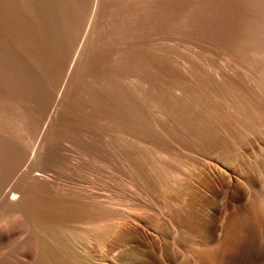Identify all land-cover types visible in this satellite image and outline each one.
Wrapping results in <instances>:
<instances>
[{"label": "rangeland", "instance_id": "1", "mask_svg": "<svg viewBox=\"0 0 264 264\" xmlns=\"http://www.w3.org/2000/svg\"><path fill=\"white\" fill-rule=\"evenodd\" d=\"M79 3L81 12L58 37V52H50L52 58L50 53H41L40 57H46L41 60L43 68L39 67L48 68V77L45 71L28 67L31 74L42 72L45 77L32 75L33 81L39 83L40 78L45 81L39 86L40 91H36L35 84V91L41 96L22 97L24 103L33 99L30 104L25 103L28 108L23 102L18 103L23 117L19 135L10 138V143V136L0 127V138L4 140L8 135L9 140L4 141L15 148L9 152L12 169L4 165L0 177V214L30 193L39 197L57 194L82 204L78 210L66 207L57 210L56 223L75 232L67 243L74 264H205L203 257L197 255L201 251L216 252L220 264H233L235 258L239 264H264V238L249 218L253 192L264 190V0H81ZM131 58L152 66L150 70L160 78L157 95L164 102L183 106L194 103L197 106L194 113L200 121L223 118L225 131L231 134L221 130L217 135L224 137L225 140L221 139L226 147L232 149V159L223 163L217 159V153L194 140L187 141L191 145L177 141L174 136L163 144L145 140L139 147L150 153V160L156 164L152 162L153 168L167 175H164L168 181L163 184L165 192H161L158 187L145 188L122 159L112 157L104 145L105 137L101 140L94 129H75L73 133H77L79 141L75 134L70 138L80 143L66 136L67 140L61 134L62 121H66L77 95L80 98L84 94L79 88L88 75L112 73L137 84L136 77L142 76L134 68V73H128ZM255 85L261 86L259 92ZM224 86L248 101L243 102L248 123L242 122L231 108L232 97L223 90ZM209 89H217V95H211ZM64 107L68 113L62 111ZM211 107H216V111ZM154 110L148 111L158 123L156 127L162 124L170 128L172 123L169 125L167 117ZM115 134L119 139L125 138L121 133ZM125 135L126 140L137 143L135 135ZM9 186L14 188L16 197L4 194ZM95 212L97 222L88 215ZM68 216L72 219L67 223ZM6 222L0 223V241L9 244L20 218L16 216ZM226 229H235L241 248L224 256L219 248ZM13 247L10 244L9 248ZM16 260L18 263L11 264H26L22 254Z\"/></svg>", "mask_w": 264, "mask_h": 264}, {"label": "bare ground", "instance_id": "2", "mask_svg": "<svg viewBox=\"0 0 264 264\" xmlns=\"http://www.w3.org/2000/svg\"><path fill=\"white\" fill-rule=\"evenodd\" d=\"M80 1L81 0H0V127L1 126L3 127L4 133H8V135L10 136L9 139L19 135L18 129L20 128H18V126L20 124L19 123L20 120H22L20 118L22 117L21 115L22 112L20 113L19 110L20 108L18 107V103L24 101V100L22 101V97L28 98V96H33L34 94L37 96L38 94L36 91L41 90L40 88L42 87L39 86L42 85L43 81H45L43 79H42L43 81H41V78L39 80V83L36 82L38 80L33 81V77H32L33 74H31L28 67L31 65L32 67H35V69L38 68L39 70L40 69L39 66H41V60L45 59L44 57H46L44 55L43 58L40 57L41 53L44 54L45 52L49 55V53L53 52V50L56 49L58 50L60 48L59 45L57 47V44H60L58 37L64 32L70 20L72 18L74 19L75 17H77L78 12L79 13L81 12L79 10ZM57 50L56 52H58ZM56 52L55 54H57ZM49 56L52 58L51 53ZM51 58L49 59L47 56L46 59L51 60ZM139 60L140 59L132 60L131 58L130 60L131 63L130 64L126 63L130 66L127 67V69L131 68V70L128 72L129 74L131 72L134 73L132 68H134V70L136 69V71L138 70L137 72L141 74L139 75L142 76L141 78L136 77L138 79L137 84L135 82L126 81V79L123 80L117 75L112 73L111 74L100 73L98 74V76L97 73H94L93 75H88L81 89L79 88V92L84 91V94L81 96L82 98L81 97L78 98L77 95L78 100L76 102H73V104L70 102L71 103L70 112L69 114H67L68 116L66 117L67 118L66 121H64L65 116H62L63 118H61L62 120L64 119L61 125L63 126L61 127L62 128L61 131H63L61 134L65 135V138L67 136L70 141L75 140L76 142L78 138L76 137L77 133L76 134L75 132L73 133L75 129L78 130L79 127H90L94 129L95 132L97 131L99 133V136L101 135V140L102 137H105L104 145L107 147L108 151H110L112 157L115 158L118 157V159H122L126 167H130L128 168L131 169L129 171H133L132 173L136 174V176L143 183L145 188L153 190L155 187H158L161 192H165L166 188L165 189L163 188L165 187V185L163 186V184L165 183L167 184L168 182L167 180H165L167 175L163 174L164 172L160 173V171L159 172L156 171V167L153 168L152 165L153 162V164L156 166V164L154 163L155 161H151L148 156L150 153L148 154L145 151H143L145 150L142 148L143 146L139 147L140 145H143L145 143V140L147 142L149 139L152 141V143L154 142L155 144H163L164 141L167 140V138L169 139V136H174V138L177 141L186 142L185 144H187L188 143L187 141L189 140L190 141L194 140V143L195 142L196 144L200 143L203 145V147L205 146L209 150L210 149L213 150V154L217 153V155L219 156V157L217 156V159L219 161L225 163V161H227L228 159H232L233 157V151H231L232 149L230 150L228 146L226 147L225 142L221 139L222 136L219 137V135H217L218 132L221 130H223L226 133L225 131L226 121L222 120L223 118L217 119L210 117L211 115L209 117L213 118L214 120H210L209 117H208L209 120H205L207 119L206 117L204 119L205 121H200L202 119H197L199 115L197 116V114L194 113V109L197 108V106L194 103L187 106H183L175 102H170V101L169 103L164 102V100H162V98L157 95V91L161 87L160 78L158 74L150 70L151 69L150 67L152 66L149 67L148 66L149 64ZM42 63L44 64L43 61ZM120 63L122 62H119L118 64ZM41 68L43 67L41 66ZM47 69L44 66V69L43 70L40 69V71H45L43 72L45 74ZM43 73L41 72V74ZM41 74L38 75L36 71L33 76L37 75L38 77H41L42 76ZM124 74L126 73L124 72ZM46 75L48 77L47 73L45 74V77ZM36 83L38 87L35 86ZM219 85H221V83ZM221 87L222 85L220 86V88ZM259 87L261 88V86ZM38 88L40 90H38ZM229 88L225 87L223 90L226 92L228 91L230 93V95L228 96L232 97L231 104L233 107L231 108L235 109V112L239 115L238 116L239 118L241 116L242 122L244 121L248 123L250 119L247 116L248 114L246 113L247 111L245 105L243 104V102L247 100L244 101L241 100V97L237 96L234 92H232L233 90ZM260 88L256 86L254 89L256 90V92H259ZM209 90L211 95H217L215 91L217 89L215 90L209 89ZM78 94L80 95V93ZM219 94H221V91ZM219 94L218 96H221ZM208 95L210 96V94ZM222 95L223 97L225 96L224 93H222ZM228 96L227 99L225 100L229 99ZM221 97L220 99L217 100H221ZM36 98L38 99V97ZM32 100L31 101L28 100L26 102L29 103L30 101L31 103ZM252 103L254 102L252 101ZM26 105L28 106V104ZM66 106H70V104H67ZM26 107H24L25 108L24 109L22 106V109L26 111ZM150 108L153 109L155 108L154 111H156V109L159 110V112H161L164 116L167 117V119L169 120L168 122L172 123L173 127L171 123L169 124L171 125L170 128L168 126L167 127L162 126V124L159 127H156V124L158 123L155 124L154 122L155 118L152 119L151 116L149 115L148 110H150ZM180 109H182L183 111L180 112ZM215 109L216 107L213 108L212 110L216 111ZM196 110L198 113L199 109ZM254 110L255 109H253V111ZM62 111L64 113L65 112L68 113L66 107H64V110ZM216 114L219 113L215 112V115ZM195 115L197 116V118ZM257 118H255V122ZM26 119L27 117H25V121ZM254 125L255 123L253 124V128ZM246 126L247 125L245 124V127ZM250 126L248 125V127ZM229 127H231V124ZM29 128L31 129V126ZM115 133H121L125 136V138H126L125 134H131V135L133 134V136L135 135L138 141L136 144H132L131 142L126 140L127 138L125 139L123 137V139H121L122 138L121 136L123 135H121L120 136L121 138L119 139V137H117ZM227 133L229 134V132ZM74 134L77 139L70 138L71 136L74 137ZM8 135L6 136L8 137ZM229 135L227 136L229 137ZM7 137L5 139L9 140ZM3 138L2 139L0 138V145H1L0 146V177L3 176L2 171L4 165L5 166L7 165L6 167H8V168L6 167L4 168L8 170L12 169V168L9 169L10 167H12L11 164L12 160L9 152H11L12 150L11 148H14V146L12 147V144H10L12 139H10L9 141L10 143H9L7 140L4 141L5 139L3 140ZM222 138L225 140L224 137ZM191 144L188 143V145ZM199 146L198 149L202 148ZM14 149L12 151H14ZM147 169L151 170L150 171L151 173H149ZM164 175H166V177ZM157 183L160 185L156 186ZM13 191H15L14 188H10L9 186V188H7L4 191V194L5 195L7 194L8 196L9 193L11 198L16 197L15 196L16 192ZM56 195H52V194L49 195L48 193L47 196L39 197L35 193H30L28 197L26 196L25 198L22 199L19 198L20 200L18 204L16 203L17 206L15 204L14 207H11V209L8 210L6 209L7 211H4L2 214H0V223L1 222L7 223L6 222L7 220L9 222V220L13 219L16 216L20 218V225L18 229L15 231L14 236L11 237V239L9 240V244H5L4 242H1L2 240L0 241V264L18 263L16 258L21 254L25 256L26 264H72L73 263L74 257L72 256V253L70 252L71 250H69L70 248H68L67 243L69 244L68 242L69 238L71 235H74L75 232H72V230H70L68 226H62L61 224L56 223L57 222L56 218L58 217L57 210L60 207L73 208L75 210H78L82 204H80L79 202H75L73 200L70 201L66 198L58 197ZM252 196L253 197L249 205L250 208L249 218H251L252 219L251 221H253L257 225V228L255 226L254 227L258 229L259 235L264 238V190L257 189L253 192ZM88 215L89 218L94 217L95 222H97L96 221L97 212L93 213V215H91L90 213ZM71 217L72 216L66 217L65 221L68 223V221L72 219ZM90 220L88 221L91 223L92 221ZM238 220L239 219H237V221ZM232 226H235V224H233ZM234 230L232 231L230 229L228 230L226 229V233H225L226 235H224L225 237L223 238L222 247L219 248V249L222 248L221 251H223V253L220 251V254L222 253L224 256L226 253H230L233 251L235 252V250L240 251L241 244L239 245V239L234 234ZM10 244H14V247L12 249L9 248ZM240 254L242 255V253ZM197 255L198 257L201 258L203 257V259L206 261L205 264L222 263V261L220 263L217 261L216 252L208 251L205 253L201 251V252H197ZM231 262L233 264H239V259L235 258ZM240 262H241V257H240Z\"/></svg>", "mask_w": 264, "mask_h": 264}]
</instances>
